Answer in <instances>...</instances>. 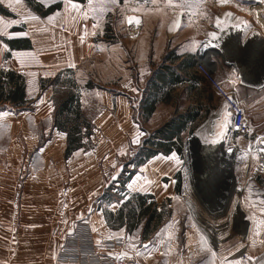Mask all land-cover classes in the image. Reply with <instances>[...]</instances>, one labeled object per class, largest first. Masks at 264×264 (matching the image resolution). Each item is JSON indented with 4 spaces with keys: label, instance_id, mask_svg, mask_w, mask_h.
I'll list each match as a JSON object with an SVG mask.
<instances>
[{
    "label": "crops",
    "instance_id": "1",
    "mask_svg": "<svg viewBox=\"0 0 264 264\" xmlns=\"http://www.w3.org/2000/svg\"><path fill=\"white\" fill-rule=\"evenodd\" d=\"M37 1L45 6L61 1L62 6L42 16L26 0H0L14 14H0V71L12 69L25 77L29 74L26 77L27 94L35 99L31 113L36 114L7 119L0 117V264H71L57 258L58 252L74 223L84 217L91 221L97 241L127 238L125 247L114 250L112 247L100 248L105 255L123 256L126 264H264V245L259 243V236L256 237L253 231H246L245 220L232 222L229 213L222 218L220 215L214 217L208 212L209 206L208 210L205 207L208 205L206 200L210 201L215 196L216 188L207 178H201L210 159L206 158L209 143L200 153L202 169L196 186L184 178L183 169L187 167L191 155L185 139L183 157L176 151L152 157L142 165V174L138 172L141 184L134 190L128 187L130 192L152 193L159 202L166 197L171 198L172 215L155 231V236L145 239L143 230L136 236L125 228L114 230L109 226L104 210L96 202L107 182L113 179L111 166L114 154L106 150L79 149L66 158L67 134L54 126L53 89L40 90L39 81L66 68L77 70L83 62L90 60L113 61L115 58L110 55L116 50L121 51L119 59L122 60L124 51L118 45L121 43H112L111 39L106 40L102 35L106 16L114 6L105 5V0H93V10L89 9L88 0H72L79 9H83L82 12L72 9L68 0ZM84 13H87L86 17ZM13 39H28L31 47L12 49L9 40ZM253 43V38L241 39L234 32L225 31L217 33V37L211 39L205 48L202 42L192 41L179 53H194L197 62L200 57L208 56L216 65L220 81L236 86L244 79L239 73L235 76L239 78L238 82L232 78V73L237 72L235 62L238 63L244 51L248 53ZM158 45H163L165 50L167 44ZM209 50L214 52L215 58L216 55L221 57L220 65L210 57ZM22 53L30 55H20ZM73 64L75 67L71 66ZM223 65L225 72L222 74L220 69ZM125 70L127 72L128 68ZM32 75H39V85L32 87ZM32 91H38V96ZM41 110H46V114ZM159 115L157 108L150 119L154 122L153 128L160 127L172 117ZM107 119L109 123L115 122L114 117ZM127 120L129 123V118ZM143 129L151 130L149 126H143ZM205 132L201 129L200 137H207ZM103 145L100 142L99 147ZM213 154L215 158L216 154ZM178 177L181 178L179 191ZM260 177V182L264 184V175ZM162 179H168L169 194L162 188ZM158 180L161 184L156 187ZM184 189H187L186 195L183 194ZM201 197L207 199L202 201ZM182 203L185 207L183 211L177 208ZM113 205L114 210L120 206L118 203ZM201 235L206 242L201 241ZM134 237L136 243L132 242ZM243 252L247 253L246 258ZM213 253V260L204 256Z\"/></svg>",
    "mask_w": 264,
    "mask_h": 264
},
{
    "label": "rangeland",
    "instance_id": "2",
    "mask_svg": "<svg viewBox=\"0 0 264 264\" xmlns=\"http://www.w3.org/2000/svg\"><path fill=\"white\" fill-rule=\"evenodd\" d=\"M119 2V0H116V3L113 5L114 8L106 16L105 30L102 35L106 40L111 39L112 43H121L118 45L124 51L122 54L124 58L122 60L119 59L121 51H110V56L115 58L113 61L90 60L83 62L77 70L73 69V77L76 79L78 89L80 90L82 113L91 123V134L83 138L85 146L80 149L84 151L98 149L102 152L106 150L114 154L111 166L113 179L107 182L108 184L103 189V193L98 197L96 204L104 210V214L105 210L115 212L119 208L114 210V207L112 208V206H115L113 205L114 203H118L121 206L132 193H135L134 191H128L129 185L134 190L133 188L141 184L138 180V172L142 174L144 170L142 166L136 169L134 176L127 182L124 190L121 183L117 180L120 179V176H127L130 170L135 169L134 164H128V162L134 158L137 149L142 144V138L151 130L158 128H153L154 122H150L152 116L148 120L143 119L141 104L146 95L148 81L156 68L163 63L166 53L168 51H176L178 54H185L179 52L185 50L184 46L192 41H196L197 43L202 42L205 48L207 47L206 44L213 39L209 35L210 33L216 32L220 34L221 32L232 31L241 39L253 38L254 43L256 42V44L253 43L249 47L248 53L244 51L241 54L238 63L235 62L237 72L232 73V78L235 82H238L239 78L236 79L235 76L239 73L244 81L237 83L236 86H232L230 83L224 84L221 81L226 88L235 93L244 106L246 119L252 128L251 135L241 134L229 127L227 130L225 129L223 136H220L221 138L217 137L219 140H216L217 138L213 139L212 136L216 137V134L224 126L225 115L221 111L222 97L217 93L208 78L203 76L195 66L199 75L203 77V83L200 84V90L204 92L202 101L210 110V114L199 122V126L193 135L184 134V138L188 141V149L191 155L189 156L188 165L183 169V172L185 181H191L196 186L202 169L200 165L202 156L199 153H201L204 146H207V143L222 144L217 149V152H214L216 154L215 159H218L219 163L221 162L220 167L218 166L217 168H220L222 178L219 184H215L217 187L215 188L213 199L210 201L205 197H201V199H203L202 201L207 199L206 204L208 205H205V207L208 210L209 206L208 212L213 213L214 217L220 215L222 218V215L229 213L232 222H238L240 219H243L246 222L245 226L247 225L246 231H253L256 237H258L264 231V211H261L264 208V184L260 182L262 178L259 175L250 173L248 168L254 165L255 159L259 156L257 152L252 150V140L257 136L264 137V64L262 63L264 61V0H128L127 4L124 0L121 5H119ZM130 17H138L140 24H129L128 19ZM218 21L219 24L217 23ZM159 43L167 44L165 50H163V45H158ZM260 46L261 49L257 57L256 51H258V47L260 48ZM158 51L160 52V56H158ZM213 53L211 50L208 51V54L211 55L210 57L218 61L220 65L222 62L221 57L216 55L217 58H215ZM252 59L253 61L256 60L254 66ZM261 63L263 64L262 66ZM125 68H128L127 72ZM220 72L222 74L225 72L224 65L220 69ZM56 74H53L52 77ZM21 75H23L26 83V77L29 74L26 77L24 74ZM214 75L220 81L216 69ZM34 76L32 75L30 79L31 83H33L32 87L39 85V82L41 84L39 75ZM248 80L253 82H249ZM250 85L252 86L250 87ZM40 90H42L41 86ZM32 93L35 96L39 94L38 91H32ZM209 95L213 96L212 101H209ZM55 96L57 100H60L63 92ZM196 98L197 95L191 93L187 89V85L184 84L172 92L171 102H160L156 109L159 108V116L161 117L173 116L176 112L184 113L190 106L196 104ZM27 99L29 100V104L25 108L16 107L10 102H0V117L7 119L13 116L31 117L36 115L31 113V106L35 99L28 97V94ZM52 101L55 106V101L53 99ZM45 111L41 110V112L46 114ZM55 112L56 106L54 116ZM110 117H114L115 122L109 123L107 118ZM127 118H129V123ZM54 126L56 127L55 122ZM143 126L147 128L149 126L151 130H145ZM203 127H206L205 134L208 135H206L208 138H202L199 135ZM86 130L84 127L83 131ZM138 131L142 132L143 135L139 136V143H133L132 140ZM100 142L105 145L99 147ZM71 155L66 156V158L71 157ZM162 181L164 182L162 187L164 192L169 194L168 179L165 181L162 179ZM113 182H116V184L110 190V194H112L110 197L111 201L108 199L104 200L102 195ZM159 184L161 183L158 180L155 186L158 187ZM186 191L187 189H184V195H186ZM154 199L158 203L165 202L166 209L170 210L172 215L171 198L166 197L163 201L159 202L154 195ZM223 200L224 204L222 203ZM191 207L194 209L195 205H191ZM177 208L181 211L185 210L184 203ZM170 217L166 218L161 225L167 223ZM74 225L71 228L70 234L65 236L57 258L62 257L61 254L68 244H79L80 247L86 246L85 240H87V237L84 235V231L87 228L94 229L88 217L77 220ZM111 228L114 230L125 228L128 233L137 236L140 231L142 232L143 225L138 226L132 232H129L125 226ZM156 230L146 238L144 235L143 237L147 239L150 236H155ZM92 241L95 245L107 243L106 247H112L114 250L123 246L125 247L127 238L114 237L109 240H101L97 243L94 233ZM132 242L136 243V237L132 239ZM214 255L205 254L204 256L209 260H213ZM109 256L114 260L121 258L125 260L123 256ZM197 256H201V254H197Z\"/></svg>",
    "mask_w": 264,
    "mask_h": 264
},
{
    "label": "trees",
    "instance_id": "3",
    "mask_svg": "<svg viewBox=\"0 0 264 264\" xmlns=\"http://www.w3.org/2000/svg\"><path fill=\"white\" fill-rule=\"evenodd\" d=\"M36 12L42 16L48 15L62 6V2H56L49 6L43 5L37 0H26ZM85 2L86 0H76ZM124 2V0H120ZM0 14L14 16L0 3ZM12 49H29L28 39L9 40ZM10 54L8 53L7 56ZM197 58L194 53L178 54L176 51H168L164 56L163 63L156 68L147 84V91L142 100V117L150 119L160 102L169 103L172 100V92L184 84L191 93L197 95L196 104L190 106L184 113L176 112L169 120L143 138L141 146L137 149L134 158L128 164H134L135 169L129 171L127 176H120L117 180L122 189L134 176L136 169L146 164L152 157L174 151L184 156V134L193 135L199 126V122L207 118L210 110L203 104L204 92L200 90L203 77L196 71ZM73 69L66 68L59 71L54 77L42 78L41 89L53 87L55 101V125L68 135L66 156L75 150L85 146L83 138L91 134V123L83 116L81 109V95L76 79L73 77ZM88 85H90L88 83ZM27 87L23 75L15 70L1 69L0 71V102H10L16 107L25 108L29 104L26 93ZM63 92L60 100L55 95ZM209 101L213 96H208ZM203 113V114H202ZM84 127L87 129L83 131ZM127 164V165H128ZM116 181V182H117ZM113 182L104 192L102 198L111 201L110 190L115 187ZM181 178L178 177L177 191ZM168 211V212H167ZM108 223L113 228L127 227L132 232L138 226L143 225V235L146 238L159 227L166 218L171 216L170 210L166 209L165 202L158 203L154 195L150 193H132L119 207L117 211L105 210Z\"/></svg>",
    "mask_w": 264,
    "mask_h": 264
},
{
    "label": "built area",
    "instance_id": "4",
    "mask_svg": "<svg viewBox=\"0 0 264 264\" xmlns=\"http://www.w3.org/2000/svg\"><path fill=\"white\" fill-rule=\"evenodd\" d=\"M205 56L199 58L196 63L197 70L207 77L210 83L215 87L217 93L222 97V109L224 115L227 112L229 115H225L224 125L226 128L231 127L234 131L241 134L251 135L252 128L248 120L246 119V111L239 98L233 91L226 88L225 85L215 78V67L209 68ZM206 78V79H207ZM252 150L257 152L259 156L255 159L254 165L251 166L250 170L252 174L259 176L264 175V137L257 136L252 140ZM91 226V225H90ZM84 235L87 237L85 240L86 246L80 247L79 244H68L63 252L61 259L70 262L71 264H126V260L118 259L114 260L109 255H105L100 252L101 247H106L108 244L95 245L92 241V235L94 231L92 228H87L84 231ZM89 238V239H88ZM260 244L264 245V231L258 237ZM243 257H247V253L243 252Z\"/></svg>",
    "mask_w": 264,
    "mask_h": 264
},
{
    "label": "bare ground",
    "instance_id": "5",
    "mask_svg": "<svg viewBox=\"0 0 264 264\" xmlns=\"http://www.w3.org/2000/svg\"><path fill=\"white\" fill-rule=\"evenodd\" d=\"M254 44H256V42L254 43ZM261 45V44H260ZM257 46H258V44H257ZM262 46V45H261ZM261 46H260V48L258 47V51H256V56L258 57L259 56V52H260V49H261ZM254 50V49H253ZM250 51V50H249ZM250 56H252V55H250ZM205 59L207 60V62H208V65L210 66L209 68H212V70L214 69V64L212 63V61L210 60V58L208 57V56H205ZM257 59V58H256ZM256 60H254L253 61V59H252V64H253V66L255 65V62ZM248 64H250V63H248ZM248 70V69H247ZM225 129L227 130V128L225 127V125L224 126H222V129H221V131L219 132V133H217L216 134V136L218 135L219 137L221 136H223V134H224V132H225ZM206 130V127H203L202 128V131H205ZM213 135V134H212ZM215 135V134H214ZM212 137H214V136H212ZM220 137V138H221ZM216 140H219L218 138L216 139ZM216 142V141H215ZM222 145V144H221ZM221 145H220V143H219V145H217V144H209V146H207L208 147V151H209V153L207 154L208 155V157L206 156V158H210L209 160H207L208 162H207V164H208V166H207V169H206V173H205V175H203V177H201V178H207V181H209V182H211V184H212V186H215V184H219V182H220V180H221V175H220V168H217L218 166L220 167V163H219V160L218 159H215L214 158V152L216 151L217 152V149H219V147H221ZM205 147V146H204ZM203 148V147H202ZM205 150V149H204ZM200 152V151H199ZM200 154V153H199ZM203 154H204V151H203ZM202 155V154H201ZM205 155V154H204ZM213 156V158L212 157H209V156ZM204 160H206V159H204ZM206 164V163H205ZM203 171V170H202ZM217 187V186H216ZM213 189V188H212ZM247 226V225H246ZM247 228V227H246ZM245 229V228H244Z\"/></svg>",
    "mask_w": 264,
    "mask_h": 264
},
{
    "label": "snow or ice",
    "instance_id": "6",
    "mask_svg": "<svg viewBox=\"0 0 264 264\" xmlns=\"http://www.w3.org/2000/svg\"><path fill=\"white\" fill-rule=\"evenodd\" d=\"M127 2H128V0H125V3H126V4H127ZM115 3H116V0H105V5H107V4H112V5H114ZM68 4H69V6H70L72 9H74V10H78V11H82V12H83V9H79V7H78L77 4L72 3V0H68ZM88 7H89V9H93V10H94L93 0H88ZM84 15H85V17H86V16H87V13H84ZM128 23H129V24L135 23V24L139 25V24H140V19H139L138 17H130V18L128 19ZM217 23L219 24V21H218ZM209 35H211L213 38H216V37H217V33H216V32H212V33H210ZM20 55H30V54H24V53H22V54H20ZM71 66H72V67H75L74 64L71 65ZM45 74L48 75V74H50V73H45ZM126 86H127V85H126ZM134 91H135V89H134ZM49 111H51V108H49ZM225 115L227 116V115H229V114H228L227 112H225ZM225 127H226V125H225ZM137 128H139V126H137ZM141 135H143V133L138 131V132H137V135L133 138L132 142H133V143H139V136H141ZM229 151H231V149H229ZM173 158H175V155H174V154H173ZM177 163H180V161L177 160ZM129 187H132V186L129 185ZM65 206H66V205H65ZM88 211L91 212L92 209L89 208ZM261 211H264V208H262ZM193 226L195 227V225H193ZM93 230L95 231V229H93ZM201 241H202V242H206V238H205L203 235H201ZM97 243H99V241H97ZM209 251H211L210 248H209ZM213 255H214V253H213Z\"/></svg>",
    "mask_w": 264,
    "mask_h": 264
}]
</instances>
